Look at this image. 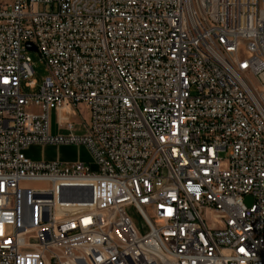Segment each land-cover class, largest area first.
Segmentation results:
<instances>
[{
    "label": "built area",
    "instance_id": "built-area-1",
    "mask_svg": "<svg viewBox=\"0 0 264 264\" xmlns=\"http://www.w3.org/2000/svg\"><path fill=\"white\" fill-rule=\"evenodd\" d=\"M0 264H264V0H0Z\"/></svg>",
    "mask_w": 264,
    "mask_h": 264
},
{
    "label": "rangeland",
    "instance_id": "rangeland-1",
    "mask_svg": "<svg viewBox=\"0 0 264 264\" xmlns=\"http://www.w3.org/2000/svg\"><path fill=\"white\" fill-rule=\"evenodd\" d=\"M52 7L41 6L40 11H51ZM34 64L35 75L34 79L41 84L42 81L48 76V69L45 62L42 60L38 52L28 53ZM23 93L33 94L38 92L37 90H29L24 88ZM34 112H37V109H33ZM73 122H75L77 127V135H83L85 133L84 123L88 122V111L83 107H79V112L76 117H73ZM84 120V121H83ZM50 126L51 131H57V118L54 112L50 114ZM26 156L35 161H49V160H60L62 162H82L87 167L95 169V165L90 153L84 147H65V146H33L25 152ZM24 187L33 188V189H47L49 186L47 183H25ZM23 206H26L25 199L22 200ZM25 209V207H23ZM23 209V210H24ZM25 211V210H24ZM131 217L137 226L142 225L141 217L136 214L133 210L130 211ZM30 237H28L29 239Z\"/></svg>",
    "mask_w": 264,
    "mask_h": 264
},
{
    "label": "water",
    "instance_id": "water-1",
    "mask_svg": "<svg viewBox=\"0 0 264 264\" xmlns=\"http://www.w3.org/2000/svg\"><path fill=\"white\" fill-rule=\"evenodd\" d=\"M26 48L30 52H37V48L33 44H31V43H27L26 44ZM247 202L250 204V206H252V199L251 198H247ZM33 225H34V220H32L29 223V226H33Z\"/></svg>",
    "mask_w": 264,
    "mask_h": 264
},
{
    "label": "crops",
    "instance_id": "crops-1",
    "mask_svg": "<svg viewBox=\"0 0 264 264\" xmlns=\"http://www.w3.org/2000/svg\"><path fill=\"white\" fill-rule=\"evenodd\" d=\"M52 133H53V134H62V133H64V131L60 130V129L57 127V131H56V132H53V131H52ZM49 161H55V160H49ZM59 161H60V160H59Z\"/></svg>",
    "mask_w": 264,
    "mask_h": 264
}]
</instances>
